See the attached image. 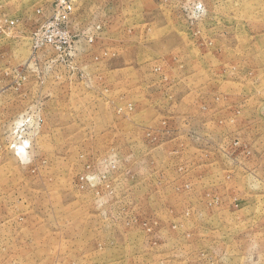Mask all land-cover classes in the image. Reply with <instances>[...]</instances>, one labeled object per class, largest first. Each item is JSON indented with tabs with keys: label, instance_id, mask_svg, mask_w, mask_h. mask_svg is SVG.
I'll list each match as a JSON object with an SVG mask.
<instances>
[{
	"label": "rangeland",
	"instance_id": "obj_1",
	"mask_svg": "<svg viewBox=\"0 0 264 264\" xmlns=\"http://www.w3.org/2000/svg\"><path fill=\"white\" fill-rule=\"evenodd\" d=\"M0 0V264H264V0Z\"/></svg>",
	"mask_w": 264,
	"mask_h": 264
},
{
	"label": "built area",
	"instance_id": "obj_2",
	"mask_svg": "<svg viewBox=\"0 0 264 264\" xmlns=\"http://www.w3.org/2000/svg\"><path fill=\"white\" fill-rule=\"evenodd\" d=\"M72 10L71 0L60 1L52 16L34 33L36 45H50L58 50L69 47L71 37L67 30L66 21Z\"/></svg>",
	"mask_w": 264,
	"mask_h": 264
}]
</instances>
